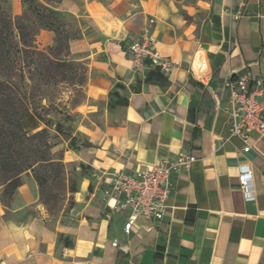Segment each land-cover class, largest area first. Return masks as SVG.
<instances>
[{
  "label": "crops",
  "instance_id": "1",
  "mask_svg": "<svg viewBox=\"0 0 264 264\" xmlns=\"http://www.w3.org/2000/svg\"><path fill=\"white\" fill-rule=\"evenodd\" d=\"M59 10L79 29L60 61L86 68L84 99L66 103L70 136L55 137L52 114L43 120L33 107L23 123L54 135L50 160L77 178L67 193L74 208L52 220L31 171L7 202L0 184V264H264V132L251 133L248 151L230 133L226 86L239 73L249 71L252 85L264 76V0H210L192 19L176 0H64ZM143 33L171 59L170 72L136 69L118 43ZM61 88L58 101L69 96ZM190 153L197 160L173 173L164 219L102 216L110 173ZM248 175L251 200L239 185Z\"/></svg>",
  "mask_w": 264,
  "mask_h": 264
},
{
  "label": "rangeland",
  "instance_id": "2",
  "mask_svg": "<svg viewBox=\"0 0 264 264\" xmlns=\"http://www.w3.org/2000/svg\"><path fill=\"white\" fill-rule=\"evenodd\" d=\"M63 1L0 0V6L12 19L13 26L24 27L23 40L28 45L25 48L19 35L16 37L14 44L17 48L13 50V63L9 69L4 70L0 78L8 80L20 92L29 107H33V111L43 120L44 113L52 114L46 122L51 124L52 121H57L56 128L60 133L54 134L57 138L60 135H72L70 131L63 128V121L68 122L73 119L67 104L75 106L84 99L86 82V68L83 64L60 61L68 56L66 42H69L70 37L76 35L79 30L72 13L70 15L59 10ZM176 1L182 4L184 15L188 19L195 18L197 15L201 17L204 8L210 2V0ZM84 2L86 0H83ZM15 30L18 33L16 27ZM66 38L68 39L65 40ZM61 87H67L66 91L69 96L67 99L58 101L60 97H65ZM44 96L54 100L58 105L52 104L49 108L44 107ZM40 128L46 131L44 141H48L49 146H46L44 151L46 158L51 159L55 157L51 149L54 142L50 143L49 140L54 138V135L47 128ZM69 128L73 130L72 125ZM72 145L76 146V141H73ZM61 156L59 152V157ZM62 165L57 169L59 175L55 173L57 176L51 177L49 184L43 188L41 203L44 205V211L49 213L52 220H55L62 210L70 213L74 208V202L68 199L67 193L68 190H77V178L74 173L69 176L64 162ZM74 168L71 170L74 171Z\"/></svg>",
  "mask_w": 264,
  "mask_h": 264
},
{
  "label": "built area",
  "instance_id": "3",
  "mask_svg": "<svg viewBox=\"0 0 264 264\" xmlns=\"http://www.w3.org/2000/svg\"><path fill=\"white\" fill-rule=\"evenodd\" d=\"M132 55L136 69L141 70L149 63H158L164 73L170 72L174 64L169 57L160 54L155 39L143 33L132 40H118ZM230 89L229 131L250 149L248 139L253 131L264 132V76L251 83L249 71L229 78ZM197 156L193 153L180 154L176 158H162L143 168H133L110 173L102 187V216L111 219L113 214L126 212L129 225H135L140 217L152 221L164 219L168 201L174 190L173 173L191 169ZM240 188L246 199L255 198L253 176L240 177ZM113 245H118L114 240Z\"/></svg>",
  "mask_w": 264,
  "mask_h": 264
},
{
  "label": "trees",
  "instance_id": "4",
  "mask_svg": "<svg viewBox=\"0 0 264 264\" xmlns=\"http://www.w3.org/2000/svg\"><path fill=\"white\" fill-rule=\"evenodd\" d=\"M18 35L22 45L27 48L28 45L23 40L24 27L13 26L12 19L0 6V75L13 63V50L17 48L14 41ZM149 65L154 66L152 63ZM31 111L20 92L8 80L0 78V184L5 186L3 202H7L21 185V175L27 171L33 173L40 185L43 199V188L49 184L51 177L59 175L57 169L63 166L60 161L46 158L44 148L49 143L44 141L45 129L29 130L24 126L23 121Z\"/></svg>",
  "mask_w": 264,
  "mask_h": 264
}]
</instances>
